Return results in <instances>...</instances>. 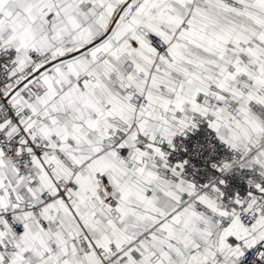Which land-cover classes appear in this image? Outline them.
Here are the masks:
<instances>
[{"label": "snow or ice", "instance_id": "1", "mask_svg": "<svg viewBox=\"0 0 264 264\" xmlns=\"http://www.w3.org/2000/svg\"><path fill=\"white\" fill-rule=\"evenodd\" d=\"M0 264H264V0H0Z\"/></svg>", "mask_w": 264, "mask_h": 264}]
</instances>
